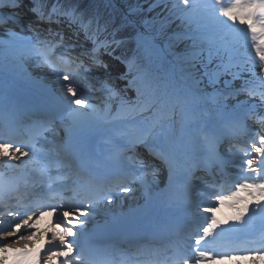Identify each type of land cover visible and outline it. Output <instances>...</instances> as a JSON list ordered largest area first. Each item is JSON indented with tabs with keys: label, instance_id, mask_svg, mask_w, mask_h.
Segmentation results:
<instances>
[{
	"label": "snow or ice",
	"instance_id": "obj_1",
	"mask_svg": "<svg viewBox=\"0 0 264 264\" xmlns=\"http://www.w3.org/2000/svg\"><path fill=\"white\" fill-rule=\"evenodd\" d=\"M28 11L34 17L33 20L28 22L27 31L33 33L27 41L28 55L39 57L38 66L47 67L49 70L56 72V78L60 81L59 94L56 96V101L59 104L67 105L68 118L73 127L82 126L85 122L82 117L93 115L95 118L96 108L92 101L85 95L86 92H95L104 90L106 94L112 96L117 93L115 90L104 81L93 82L95 76L92 74V69H104L107 72L109 65L99 59L97 53L101 48L107 51L109 56L113 55L114 49H111L110 43L105 39L101 40L100 36L107 30V25L101 26L99 19L95 16L89 15L86 11L82 10L81 0H28ZM165 0H138L135 8H130V14L135 13H151L156 8L164 4ZM147 4V8L144 5ZM184 7L181 8L180 6ZM0 7L9 8L10 11L6 16L0 15V36L4 39L0 40V46L15 47L22 41L19 33L13 29L15 27L14 19L15 9L21 7V0H0ZM203 7L207 8L208 5ZM212 12H201V6L195 0H176L173 5V10L184 14V19L191 23L193 15H200L201 19L205 21V26L211 25L217 32H239L244 29L238 25H246L247 32L250 33L251 47L255 51V55L259 58V62L264 64V0H229L227 4L222 0H215L212 5ZM223 18V19H221ZM167 19V18H166ZM152 21L145 19L143 26L144 32L138 33L135 37L138 49H142V53L138 51L137 56L140 60L146 56L149 60L155 55L154 36L152 35ZM230 22V23H229ZM47 25L45 28L44 26ZM52 25H56L53 29ZM165 25L161 24L156 31H163ZM65 29L71 32L67 35ZM47 35H44V33ZM83 34L86 40L92 42V48L89 50L77 42L72 41L73 37L77 40ZM174 37L178 42L190 41L187 44L183 53L180 56L181 70L186 74L197 87L204 85L205 88L211 87L214 92L221 96H238L241 90L230 89V80H224L225 89H217L216 86L221 82V78L231 75L235 79L239 73L234 72L231 58L224 60V53L231 51V42L227 40L226 36H221L220 40L205 48L202 45V37L189 33V32H176ZM112 43L119 44L120 42L113 41ZM80 47L82 50L73 55L72 50ZM60 50V55H55L56 50ZM114 59H121L120 57H113ZM127 64L128 71L120 75V79L126 80L125 91L134 89L139 95L138 81L147 82L148 77L144 74L136 59L129 60L127 57L121 61ZM135 70L134 75H130ZM259 75V74H258ZM99 83V88L97 87ZM264 85V80H261ZM247 91L249 96H254L256 93L250 89H242ZM261 98V105H253L251 108L243 109L241 114L236 119V124L240 128L246 127V121L254 119L255 122L264 129V114L256 111L257 107H264V91L259 93ZM242 102H238L240 105ZM136 110L135 105L129 106L126 111L128 113ZM36 131L43 129L45 125L38 122ZM164 135L162 126L157 130V126H149L145 128L140 136L134 141L135 144L141 145L148 157L152 161L142 159L139 154L133 159V168L145 167L152 171L153 175L157 171V166L153 161H160L162 164L171 163V144L166 143L161 137ZM258 146H256L255 139H253V147L251 151L256 154L259 159L249 157L243 164L247 165V172L251 176L244 177L242 182H237L234 190L227 194L215 193V198L219 204H223L225 200H233L237 204H244L239 209L240 216L237 220L246 223L243 220V214L249 211L245 200L251 198L258 201H264V133L260 134ZM35 141V136L32 137ZM29 141L25 143L15 136V129L11 124H6L0 127V162L4 168H14L16 165L9 163L10 161L20 160L21 157L37 156L38 152L35 143ZM245 153L248 149L244 150ZM27 161H21V164H26ZM255 165V166H254ZM241 165V171H243ZM3 182L0 178V188ZM123 191H131L130 188L125 187ZM245 193L246 196L241 197L240 193ZM108 203L111 199L105 197ZM235 206V205H233ZM260 212H264V205L257 204L256 206ZM94 205L92 201H81L80 204H74L69 200L67 205L61 204L59 206V216L57 217V224L66 221L65 227L61 228V235L54 236L53 239H59L63 248L57 252L50 249L48 264H55L53 257L61 256L65 259L61 264H77L78 260H84L85 264H89L88 259L83 255V249L76 240L65 242L68 237L74 235L79 239L83 235V226L88 222L82 220L80 217H88L93 213ZM54 215L57 212V206H51L49 209ZM204 212L212 213L210 222L203 228V235L195 239V245L200 246L201 241H205L203 246L195 249V257L184 258L183 264H189V259L194 260V264H202L204 260H212L214 257L209 255L207 245L212 241L207 238L213 235L217 227L215 218L216 206H206L203 208ZM11 215V213H9ZM44 214L42 209L40 215ZM255 214V211H254ZM80 225V230L74 233L73 227L67 225ZM19 230V226H17ZM227 229H222L221 232L215 233L216 236L221 235ZM9 235L13 233L9 231ZM6 247H0V253L6 250ZM76 249V255L73 256V250ZM24 255H27L26 253ZM221 259L224 257L221 256Z\"/></svg>",
	"mask_w": 264,
	"mask_h": 264
},
{
	"label": "bare ground",
	"instance_id": "obj_2",
	"mask_svg": "<svg viewBox=\"0 0 264 264\" xmlns=\"http://www.w3.org/2000/svg\"><path fill=\"white\" fill-rule=\"evenodd\" d=\"M15 17V16H14ZM19 17V16H16ZM27 19V18H26ZM15 29V28H14ZM118 31L117 33H121L123 31V28H116ZM106 36L109 37L111 32H106ZM116 35V34H114ZM21 46V45H20ZM23 47V46H22ZM78 48V47H77ZM75 48V49H77ZM19 51L17 52L16 56L13 53L12 58L0 60V91H4L2 95H0L2 98L11 97L12 95H29L33 96L34 93H37L39 91L45 90L47 85H52L51 90L54 91L57 95L59 94L60 89V81L57 80L56 75L54 71L47 72L44 70L43 67L38 66V60H34L35 56L28 55L26 51ZM79 50H76V52ZM80 52V51H79ZM107 56V55H105ZM120 60H124L125 57H127L129 60L134 59L135 52L134 48H130L129 45H126L123 47V53H120ZM120 60L112 58V65L110 68L112 70L115 69H124L127 67L126 63H122ZM139 66V65H138ZM140 68V66H139ZM4 70H6L4 72ZM116 71V70H115ZM15 74V75H13ZM92 74L95 76V81L97 82H104L106 81L102 73L98 69H92ZM114 76V75H113ZM117 84L113 86V80L111 82H108V84L115 89L116 95H119L120 87L118 84H122L121 80H117ZM147 83V86L149 85V80L145 82ZM144 84V85H145ZM161 85V84H159ZM98 83V88H99ZM146 86V87H147ZM148 87L151 88V85ZM147 87V88H148ZM117 89V90H116ZM146 89V88H145ZM158 89V88H157ZM174 91V90H172ZM6 93V94H5ZM127 93H120V95L125 96ZM157 92H152L151 94L147 93V96H144L142 100H138V105L135 104L136 110L134 112L128 113H118L117 115H113L115 118H125L128 117H137L139 119L134 120V123H140L141 125L144 123H147L146 118L143 115V110L146 109L148 106H152L155 102H157L160 97L159 95H156ZM96 95L99 96H107V97H113L114 95L110 96L106 94L104 90L96 91ZM115 95V96H116ZM12 96V97H14ZM134 96V95H133ZM141 95L137 94L136 97L139 98ZM11 97V98H12ZM90 99L89 97H87ZM92 101V100H91ZM93 103V101H92ZM104 103V102H103ZM94 104L96 108L95 118L93 115L82 117L81 119L85 122L82 126L74 127L76 131L79 132V136L76 137V143L77 146L80 148V153L85 155L88 158V161H92L94 163H102L103 161L109 162L111 160H114L115 157V148L117 145L115 144L119 138H121V135L124 132H128L129 128L125 126L121 127L118 125H113V118L114 117H101L104 116L102 114V110L100 106H103L102 102ZM146 104V107L142 108ZM141 105V106H140ZM67 112V111H66ZM173 114V113H172ZM174 113L173 115H175ZM67 120L71 122L68 118ZM150 118H153L155 115H150ZM149 118V119H150ZM141 120V121H140ZM146 120V121H145ZM153 126H157V121L152 122ZM167 128L166 131H169V133H173V135L169 136V139L167 140V134L164 135L165 139L168 141V143L171 144L172 152L174 153V156L177 158V162H183V160H187L188 162H193L194 160H197L196 154L199 156L201 154L196 153V149H193V147H189L193 149V153L187 152L185 149V140L187 141L191 140V133L188 130V128H181L177 127L175 128V125L172 123L166 124ZM165 125V127H166ZM192 125V124H191ZM228 125V124H227ZM229 133H232V129H227ZM55 135L62 136L63 133L52 131ZM51 132V133H52ZM76 132V133H77ZM96 132L97 134L91 135V133ZM122 132V133H121ZM50 133V134H51ZM236 133V131L233 132V134ZM91 135V136H90ZM164 136L161 137L163 140ZM186 137V138H185ZM183 138H185L183 140ZM224 138L223 140H225ZM227 140V139H226ZM226 140L224 142H226ZM166 141V142H167ZM217 141V140H216ZM216 143V142H215ZM259 141L256 142V146H258ZM215 144H212L209 149V159L211 161L215 162H223L222 159L217 157L218 155L213 152V147ZM199 146H202L201 148ZM199 146L196 145L195 147H199L202 149L204 146H207L206 142H200ZM42 149H46L49 152H57L54 150L53 147L49 145H41ZM188 148V149H189ZM204 151H207L206 148H203ZM226 151H229L227 149ZM38 152V151H37ZM208 154V153H207ZM256 157L255 153H250L247 157ZM21 161H27L26 164H21ZM9 163L16 165L14 168H4L2 166V162H0V178H2L3 186L1 189H3L6 185V177H15L23 174V172L27 171L26 173L33 176V178L39 177V171L45 170L44 163L40 160V153L37 154V156L32 157V159H29V157H21L20 160H14L10 161ZM38 164L40 168H34L32 169L34 164ZM255 166V165H254ZM190 167V166H189ZM25 169V170H23ZM240 171L239 169H236ZM185 166H182L180 168V171H178V175H176L174 178H170L168 180V177L164 180L160 179H152L151 175L147 178L149 179V182L147 183V186L145 185L143 187L145 194L138 191H131V198H127V200H121L120 202L111 201V203H106L103 205V208H105L106 212L99 211L97 208H93V213L91 214L92 217H80L82 220H87L88 222L83 226V228L91 226V224L94 223V220H106L109 218H112L113 220L119 222H127L128 223H136L143 221L145 219L153 220H162L168 219L170 217L173 219L177 214H179V210L182 208L183 213H187L188 207L190 203H185V198L187 197V194L190 190L191 184H189L187 180V185L184 187L183 183L186 181V175H185ZM239 173V172H237ZM232 176H234L232 174ZM244 177H248L246 174ZM243 177V178H244ZM31 179V178H30ZM39 179V178H37ZM168 180V182H167ZM167 183H174V187L171 186V184ZM164 187H158L160 185H163ZM140 187V186H139ZM158 189V190H155ZM165 189V190H164ZM136 190V189H135ZM138 190V189H137ZM90 192H93L94 190H87ZM149 192V193H146ZM241 197L246 196L245 193H240ZM253 202H255V199H247L244 201V203L251 204V206H248V208H254L255 205H253ZM235 205V206H233ZM244 206V204H237L235 201H229L225 200V202L222 204V207H220L219 212V219L218 222L224 225L227 231H231L230 227L231 225L228 224L232 220H237V217L240 216V211ZM167 211L170 213L167 214ZM11 213V215L9 214ZM59 214L51 215L49 218H45L44 222L38 226L39 219L32 220V223L29 226H22L19 225L21 222V219H19V215L14 213V211H10L4 214L0 215V247H5L7 245H11V247H6V250L2 253H0V264H31L36 259V264H48V258L50 255L49 250H57L60 251L63 248L62 246L56 245L55 241L56 239H53L54 236L59 237L61 235L60 229L65 227L66 221L57 224V217ZM247 216H245V213L243 214V220L250 224H256L258 221L262 220L264 222V212L259 214H254L249 216V221L246 220ZM93 223H90L92 222ZM240 221V220H238ZM31 222V220L29 221ZM17 226H19V230H17ZM73 227L74 233L78 230H80V225L74 224V225H67ZM229 227V228H228ZM9 231H11L13 234L9 235ZM58 239V238H57ZM72 240L71 237H68L65 242H68ZM74 251V250H73ZM27 255H24V254ZM61 258V257H60ZM53 259H58L54 258ZM260 259V260H259ZM32 260V261H31ZM193 260V259H189ZM207 262L208 260H204ZM220 262H223L221 264H264V256L260 258L255 257H249V256H236L232 259H220ZM35 264V262H34ZM192 264V263H190ZM216 264V263H214Z\"/></svg>",
	"mask_w": 264,
	"mask_h": 264
},
{
	"label": "rangeland",
	"instance_id": "obj_3",
	"mask_svg": "<svg viewBox=\"0 0 264 264\" xmlns=\"http://www.w3.org/2000/svg\"><path fill=\"white\" fill-rule=\"evenodd\" d=\"M81 2L82 10L87 9L89 15L95 16L99 19L101 26H104L105 24L107 25L106 31L116 24H119L120 28H123L121 33L123 37L125 36L126 40H123L124 42L113 48L114 52L116 54L119 52L123 53V47L126 45H129L130 48H134V59L138 61L140 70L146 74L148 77L147 80H149V85H151L150 88L148 87L149 85L147 86V83L145 84V82H143L142 87H140L143 88L140 89L141 94H151L154 91L157 92L156 95H159L160 97L157 102L152 104L153 106H148L146 108L147 111H155V116L151 118L150 121H157L158 131L159 127L163 125L164 134H167L168 136L173 135L172 131L169 133V131H166L165 129L167 128L166 124L169 123L174 124L175 128L178 126L183 129L188 128L190 133L195 129L194 127H196V141L198 143L205 142L207 138L205 130L208 123H216L217 127H221L226 124L230 118L237 119L243 109L251 108L253 105H261L259 93L264 91V85L261 84V80H264V64L259 62V58L255 55V51L251 47L250 33L247 32L246 25H238V27L244 29L243 31L235 33L225 31L224 33H220L217 32V30L211 25L205 26V21L201 19L200 15H193L191 23H189L184 19L183 13L173 10V5L176 0H165L164 4H161L160 7L147 14H130L128 9L135 8L138 0H81ZM140 2H142V0H140ZM195 2L201 6V12L211 13L213 10L212 5H214L215 0H195ZM222 2L227 4L229 0H222ZM204 5H208V7L205 8L203 7ZM147 6V4L144 5L145 8H147ZM180 7L183 8L184 6L181 5ZM7 12L9 13V10H7ZM14 12H17L16 9ZM159 14H161V19L157 22L156 18ZM153 18H155L152 25L155 55L151 60H149L146 56L143 60H140L137 53L138 51L142 53V49H138L135 37L138 33L145 31L143 26L144 20L148 19L152 21ZM161 24L165 25L163 31H156ZM175 32H189L202 37L203 39L201 42L205 48L219 41L221 36H226L227 40L231 42V51L224 53V60L227 61L231 58L233 64L232 70L234 72L238 71L239 75L235 79H233L231 75L222 77L221 82L216 86V88L226 92L228 89H225L223 81L230 80L231 85L229 88L241 90L240 94L238 96H221L214 92L211 87L205 88L204 85L197 87L190 79H188L186 74L181 70L180 56L187 44L191 42H178L175 37L169 40L168 38ZM3 39L4 37L0 36V40ZM176 42L179 43L177 47L174 45ZM6 52L7 50L5 48L0 49V60L10 57L5 56ZM43 68L50 73L51 70L47 67ZM98 70L102 73L107 83L112 80L113 86L115 83H118L116 82L117 80L111 78L110 75H116L113 71H111V69L108 68L107 72H105L102 68ZM5 71L6 70H4V72ZM93 82L95 83L97 81L94 80ZM245 88L254 91L256 95L249 96L247 91L242 90ZM183 89L186 91L185 93L183 92ZM122 92L127 94L125 96L120 95ZM85 95L86 97H89L90 100L93 101V104H96L97 106V99L102 100L104 104L103 106H100V108L102 107L101 110L106 115L121 112L124 113L129 106L135 104L138 105L137 100H135V102L133 100L132 102L127 99L129 97L132 99L134 98L132 91H125L122 88L119 95H114L113 97L96 95V91L86 92ZM238 102L242 103L238 105ZM144 107H146V104L142 108ZM256 111L264 114V107H257ZM171 113L176 114L172 115ZM135 119H139L137 115L129 119V122L133 123L135 122ZM260 134L262 133L259 131L252 133L254 137H257V139ZM249 140L250 139H246L247 145L252 148L253 143ZM251 152V149H249L247 153L250 154ZM223 153H225V155H230L224 150ZM255 158L259 159L258 157ZM40 160L42 163L43 161L46 163L44 158H41ZM38 165L39 164L37 163L34 164L32 169L37 168ZM246 169L247 166H245L244 175L245 173L247 176L252 175L248 173ZM24 174H26V171L23 172V175ZM242 181L243 180L240 182ZM135 191L143 192V188L138 187V190L136 188ZM120 200L122 199H114L116 202H119ZM255 203L260 204L258 201H255ZM247 206H251V204H248ZM236 256L260 258L264 256V251L239 255L228 254L227 256H223V259H232ZM214 263L221 264L223 262L218 260L202 264Z\"/></svg>",
	"mask_w": 264,
	"mask_h": 264
}]
</instances>
